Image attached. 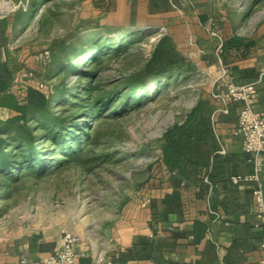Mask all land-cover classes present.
Returning a JSON list of instances; mask_svg holds the SVG:
<instances>
[{"label":"rangeland","instance_id":"374dc122","mask_svg":"<svg viewBox=\"0 0 264 264\" xmlns=\"http://www.w3.org/2000/svg\"><path fill=\"white\" fill-rule=\"evenodd\" d=\"M200 1L199 9L213 19L210 36L232 33L247 40L264 23V0ZM115 14L111 0H0V20H6L0 58L7 56L11 69L30 65L50 114L77 130L58 146L53 137L59 131L46 110L30 111L26 122L7 127L3 136L20 144L11 152L21 163L13 173H0V214L5 205L20 202L39 208L52 203L56 211L64 203L92 205L84 209L92 217L110 213L116 181L119 191L125 190L130 184L124 176L137 180L144 170L158 168L163 135L184 122L207 88L206 39L189 34L174 17L130 32L113 24ZM111 36L118 41H105ZM94 42L98 50L91 48ZM158 43L179 53L190 72L172 74L161 85L147 77ZM70 65L76 68L68 71ZM135 85L146 91H132ZM11 90L23 102L24 92ZM11 110L13 117L19 115ZM84 211L73 209L76 217Z\"/></svg>","mask_w":264,"mask_h":264},{"label":"crops","instance_id":"0c3cea01","mask_svg":"<svg viewBox=\"0 0 264 264\" xmlns=\"http://www.w3.org/2000/svg\"><path fill=\"white\" fill-rule=\"evenodd\" d=\"M200 2L111 0L115 26L134 32L135 27L148 29L155 21L174 17L189 34L207 41L209 82L190 112L191 121L185 123V117L174 141L175 169L162 162L160 150L157 169L144 170L137 180L124 176L130 184L125 190L119 191L116 181L110 213L102 217L86 212L96 207L92 205L64 203L60 211L52 203L41 208L26 202L5 205L0 214V264L45 261L61 250L64 233L76 238L77 264H257L264 259V214L253 195L258 184L264 195V152L255 159L244 152L236 134L241 103L227 95L228 83H249L264 73V23L253 38L243 39L253 42L250 54L237 57L221 49L225 36L234 34L210 36L213 19L199 9ZM5 35L6 30L0 40ZM0 62L13 74L9 93L11 88L24 92L41 84L30 75V65L11 69L4 55ZM252 107L264 112L263 79ZM9 112L0 108V120L13 118ZM255 165L257 182L232 181L253 174ZM74 208L86 210L76 217ZM100 209L108 210L103 205Z\"/></svg>","mask_w":264,"mask_h":264},{"label":"trees","instance_id":"16d2710c","mask_svg":"<svg viewBox=\"0 0 264 264\" xmlns=\"http://www.w3.org/2000/svg\"><path fill=\"white\" fill-rule=\"evenodd\" d=\"M26 15V14H24ZM27 15H31L27 13ZM6 20H0V37L4 35V29L2 28L3 24H5ZM25 21L20 29L24 28L26 25ZM127 33V35H129ZM126 35V36H127ZM125 36V37H126ZM225 40L222 43L221 49L222 50H232L236 53L237 57L239 55L241 57H247L250 54V50L252 49L253 42H245L243 39L235 37L234 35H226ZM124 39V38H123ZM105 41L116 42L118 39L114 37H107ZM92 49L98 50V42H94L91 45ZM96 50L94 51V53ZM93 53V54H94ZM76 67L70 65L66 69L68 71H73ZM191 68H187V65L184 63V59L182 56L177 53L174 49L169 48L168 46H164L161 43H158L156 46L151 59L145 69V74L147 77H153L155 81L161 85L162 83H166L168 81L167 77L175 74L180 73L181 75L183 72L189 71ZM83 76L87 75L90 76L89 72H83ZM12 72L8 69L5 63L0 62V106L7 107L11 109H15L19 112L18 116H15L11 119L6 121L0 120V173H13L16 171L18 166H20V161L17 160L14 153H12V149L15 145H20L9 137H4L3 134L5 133L7 127H12L14 125H20L21 122L27 121V113L28 112H39L41 110L47 111V116H52L56 127L59 132L55 133L53 139L56 141L58 146H62L63 140L65 137H73L75 135V131L77 130H68L69 126L63 120H59L57 117H54L50 114L48 109L49 100L46 97V93L39 88L27 87L24 91L23 95V102H18L15 96L9 93V88L11 86L12 81ZM164 79L161 81V79ZM133 86L130 89L132 91H136L138 94L145 92V86H140L141 88H134ZM10 99L8 102L3 101V98ZM134 104L133 100L129 103V107ZM192 113L187 116L185 123H189L191 121ZM22 127V126H19ZM183 124L174 126L170 130H168L162 137V162L166 165L168 169H175L176 166V156L178 155V151L175 148V139L176 136L182 131ZM66 131V135L64 136V132ZM7 132V131H6ZM78 141V140H77ZM32 144H30V148H32ZM35 159H38L39 156L34 154L32 156Z\"/></svg>","mask_w":264,"mask_h":264},{"label":"built area","instance_id":"2783aa9c","mask_svg":"<svg viewBox=\"0 0 264 264\" xmlns=\"http://www.w3.org/2000/svg\"><path fill=\"white\" fill-rule=\"evenodd\" d=\"M33 75V73H30ZM264 80V73L255 81L245 84H227V95L233 101L241 103V109L237 121L236 134L242 139V147L245 153L251 155L254 159L264 152V112L256 111L252 107V98L257 93L258 84ZM43 85H39L42 89ZM255 181L259 180V167L255 165L254 173L241 177H232V181ZM255 202L260 214H264V195L261 185L258 184L253 192ZM76 238L71 233H64L62 237V248L54 256H51L45 261L34 262L22 259L20 264H77V254L74 252L73 246ZM261 247L264 250V235L261 242ZM257 264H264V259Z\"/></svg>","mask_w":264,"mask_h":264}]
</instances>
